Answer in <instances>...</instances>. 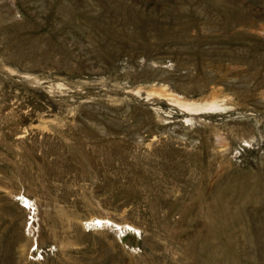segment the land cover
Listing matches in <instances>:
<instances>
[{"label":"rangeland","instance_id":"1","mask_svg":"<svg viewBox=\"0 0 264 264\" xmlns=\"http://www.w3.org/2000/svg\"><path fill=\"white\" fill-rule=\"evenodd\" d=\"M0 264H264V0H0Z\"/></svg>","mask_w":264,"mask_h":264},{"label":"bare ground","instance_id":"2","mask_svg":"<svg viewBox=\"0 0 264 264\" xmlns=\"http://www.w3.org/2000/svg\"><path fill=\"white\" fill-rule=\"evenodd\" d=\"M252 194V193H251ZM248 196V195H247ZM247 202V201H246Z\"/></svg>","mask_w":264,"mask_h":264}]
</instances>
